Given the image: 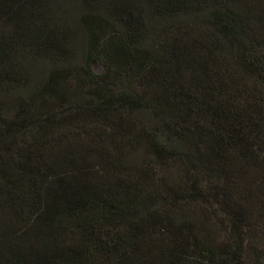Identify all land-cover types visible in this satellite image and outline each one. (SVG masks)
<instances>
[{
    "label": "trees",
    "instance_id": "trees-1",
    "mask_svg": "<svg viewBox=\"0 0 264 264\" xmlns=\"http://www.w3.org/2000/svg\"><path fill=\"white\" fill-rule=\"evenodd\" d=\"M248 168L264 0H0V264H264Z\"/></svg>",
    "mask_w": 264,
    "mask_h": 264
},
{
    "label": "rangeland",
    "instance_id": "rangeland-1",
    "mask_svg": "<svg viewBox=\"0 0 264 264\" xmlns=\"http://www.w3.org/2000/svg\"><path fill=\"white\" fill-rule=\"evenodd\" d=\"M92 68L95 72L101 73L104 70V61L97 57L92 61ZM246 179L243 180V182L247 184H254V182H260L262 186L264 187V172L260 170H254L251 168L247 169V172L245 173ZM248 210L251 212L250 222H252V234H255L260 239H264V223L257 224V220L255 217V212H257L255 204L253 202L249 203ZM207 207H200L196 206L195 209H191L189 212V219L191 220L192 226H196L199 236L203 241H208L209 243L215 242L216 238H213L212 235L214 234V228L217 226V230L215 232V237H218L219 239L223 240L225 236L223 235V232H221V228H223L220 219L223 215L224 211H221L219 214V211L213 210ZM259 226V227H258ZM211 234V237L208 235ZM211 238V239H210ZM213 238V239H212Z\"/></svg>",
    "mask_w": 264,
    "mask_h": 264
}]
</instances>
